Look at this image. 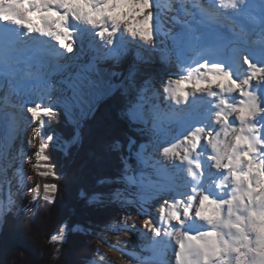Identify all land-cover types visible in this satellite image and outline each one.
<instances>
[{
  "label": "snow or ice",
  "instance_id": "1",
  "mask_svg": "<svg viewBox=\"0 0 264 264\" xmlns=\"http://www.w3.org/2000/svg\"><path fill=\"white\" fill-rule=\"evenodd\" d=\"M257 7L258 31L246 24ZM156 8V0H0V79L15 77L37 95L20 105L23 162L41 178L62 179L51 152L68 153L80 142L78 130L70 129L61 133L62 148L53 149L58 137L49 122L58 119L60 98L50 97L57 83L61 93H71L65 97L69 108L68 99L79 105L116 93L125 105L122 115L142 125L138 130L147 137L132 155L143 162L158 145L156 173L167 181H156L149 195L157 218H143L152 242L172 241L174 264H264V0L201 5L211 26L187 25L172 37L176 60L160 69L167 79L161 75L160 88L153 90V74L135 60L126 75L98 61L118 64L131 49L154 48ZM225 17L236 37L256 32L258 50L225 42L217 32ZM89 52L93 55L80 63ZM57 75L61 79L54 82ZM120 75L117 85L113 77ZM127 143L131 148L136 141ZM122 147L119 140L109 145L113 152ZM128 160L122 158L123 167L131 173ZM25 175L21 172V184ZM126 179L135 183L131 174ZM40 188L25 186L37 194L29 205L41 198ZM43 193L46 203L55 204L59 185L44 183ZM10 205L0 207V233L8 227ZM67 232L61 225L49 243L62 248ZM61 248L53 249V259Z\"/></svg>",
  "mask_w": 264,
  "mask_h": 264
},
{
  "label": "trees",
  "instance_id": "2",
  "mask_svg": "<svg viewBox=\"0 0 264 264\" xmlns=\"http://www.w3.org/2000/svg\"><path fill=\"white\" fill-rule=\"evenodd\" d=\"M125 105L116 99V93L100 101L90 118L83 121L79 130V145L68 153L53 150V162L62 179L47 178V183H57L59 193L55 204L39 201L34 212H11L8 227L0 233V264H86L96 256V234L122 221V213L111 202V196L120 189L117 183L124 175L122 158L133 163L132 153L143 143L140 127L122 115ZM59 111L51 127L61 138V133L75 129L67 124ZM136 144L129 148L128 139ZM119 140L123 145L113 152L109 145ZM57 146L53 145V149ZM99 195L106 205H88L86 200ZM68 232L63 246L49 243L61 225ZM74 226L90 231L91 236L72 233ZM61 248L59 257L53 259V249Z\"/></svg>",
  "mask_w": 264,
  "mask_h": 264
},
{
  "label": "bare ground",
  "instance_id": "3",
  "mask_svg": "<svg viewBox=\"0 0 264 264\" xmlns=\"http://www.w3.org/2000/svg\"><path fill=\"white\" fill-rule=\"evenodd\" d=\"M187 4L190 0H183ZM192 1V0H191ZM190 1V2H191ZM205 3L208 5L212 3V0H205ZM257 5L259 4V0H253ZM186 5V4H185ZM194 3L188 6L183 7L184 12L182 13V17L180 19V23L183 26L194 25L199 26L201 28L210 27L212 21L202 16L200 12V7H194ZM180 16V15H179ZM259 7H257L254 11L253 17H250L246 24L249 29L255 28L258 31L259 24ZM225 27L217 30L218 35L227 42L228 40H235L239 46L246 48L248 50H258L259 44L257 42L256 32L249 31L243 37H236L234 35V30L231 27V21L225 18H220ZM202 21L201 24L196 25L197 21ZM184 28H179V30H173V36L177 33H180ZM169 33L163 31V44L161 45V50H163L164 55H162V62L166 63L165 66H170L168 64L170 60V56L168 53H172L174 60H176V56H174L175 48L172 40L168 37ZM171 41H170V40ZM144 48L146 46L138 47V50L135 48L132 49L136 52L146 53ZM148 51V49L146 50ZM93 55V53L89 52L87 56L84 57L80 63H85L87 60ZM135 57L131 59L133 62ZM166 60V61H165ZM100 61H98L99 63ZM103 62V61H101ZM107 62V61H106ZM174 62H171V64ZM110 65V64H109ZM110 68V66H109ZM74 70V69H73ZM143 71H148L143 69ZM151 73H155V71H148ZM54 82H58L61 77L59 75L54 76ZM8 84H10L8 86ZM21 81L19 79H14L11 77L9 80L5 81L0 85V88L3 91L4 97H10L17 102L16 112L14 113V117L10 118L11 114L8 110L6 104L1 103L0 106V207L3 196H6L10 193V187L12 185L14 188H11L13 191L16 190H25V186L28 188L34 187L36 183L35 178L32 177V173L28 167L27 162H23V158L21 157V152L24 150L25 146L22 143V137L24 135V119L25 114L21 109L20 105L24 103L26 100L36 99V90L34 94H30V90H25L24 86L20 85ZM8 86V87H7ZM62 87L58 83L56 84V91H53L51 97H59V105L63 108H66L69 113H71L72 107L76 106L83 111H88L89 115L93 114L99 100H94L92 98H88V103H81L77 105V103L71 99L67 100V103L70 105L69 107H65V93L60 94L59 88ZM159 88V87H158ZM17 89L20 92H17ZM57 93V95H54ZM59 95V96H58ZM68 97H71V93L69 92ZM89 104L92 105L91 110H89ZM35 127V125H33ZM4 142V143H3ZM162 142V141H161ZM31 149H27V152H30ZM151 155L145 154L144 161L137 160L135 158V162H133L131 166V173H128L126 177L131 174L133 175L134 184L130 182L128 179H124V183L127 187L136 186L138 189L139 198L146 204V207L138 206L137 209L127 208L126 210L129 213V223L128 227L124 228L121 233H117L113 235L111 240V248L108 250V254L105 258V261L100 264H174V255L172 251L173 242L166 240L165 244H156L152 242L151 234L146 232V229L143 228V218L146 215H151L153 219H156L158 216V209L154 206L155 202L149 198L150 193L153 191L154 183L156 181L167 182L163 175L158 176L156 173V168L158 167L157 161L154 158L156 156V149L154 148L151 151H148ZM23 162V167L20 165ZM155 166V167H153ZM207 171V167H206ZM21 172L26 174L23 178V184L20 183ZM126 172L124 173V175ZM30 175L32 177L31 180H27L26 176ZM123 175V177H124ZM26 195H29V192H26ZM33 196L37 195L36 193H31ZM43 193V186L40 188V193ZM143 195V199L141 198ZM141 202V201H140ZM142 203V202H141ZM144 209H148L149 211H144ZM139 213V215H138ZM141 223V226H138V223ZM135 224V229L131 226Z\"/></svg>",
  "mask_w": 264,
  "mask_h": 264
},
{
  "label": "rangeland",
  "instance_id": "4",
  "mask_svg": "<svg viewBox=\"0 0 264 264\" xmlns=\"http://www.w3.org/2000/svg\"><path fill=\"white\" fill-rule=\"evenodd\" d=\"M190 1L187 4L183 0H156V4H157V8H156V13H157L156 46L154 48H152L151 50H149L147 47H146V49L144 48V50L146 52L145 54L141 51L136 52V51L131 49L127 53L125 58H123L118 64L114 61H107L106 62L105 60H101L103 62H101V61L99 62L100 67L109 68V66H110L113 70H115L119 73H122L123 75H126L127 69L129 67V65L132 63L131 59H133V57H135V59H136L135 61L140 64L141 69L143 68V69H146L148 71H152V70L155 71V73H152L154 76L153 90L158 89V87L160 88V82H161L160 77H161V75H164L160 71V69L169 67V66H165L166 63L162 62V60L164 58L162 55H164V52H163V50H161V45L163 44V41H165V38H163V31L168 32L169 33L168 37L172 40V37H173L172 34H174L172 29L179 30V28L180 29L185 28V26H183L180 23L182 13L184 12L183 7H185V6L188 7L193 3L197 7H200L201 5L207 6V3L204 2L205 0H192L191 2ZM188 10H190L189 7H188ZM172 43H173V40H172ZM135 49L138 50V47ZM147 49H148V51H146ZM168 55L170 56V60H171L168 62V64L171 65V62H175V60H174V58L171 59V57H173L172 53L169 52ZM174 56H175V52H174ZM123 75H120L118 77H113L114 83L119 85V81L123 79ZM164 78L167 79V76L164 75ZM122 90L123 89L121 88V91ZM60 94H62V93L60 92ZM54 95H57V93H55ZM64 95L66 97L70 96L69 92L65 93ZM111 95L112 94L104 96L103 98H101L99 100V102L102 101L103 99L111 96ZM60 111L64 114L67 124L71 125L75 129H77L78 132L82 126L81 124L83 123V121L87 120L92 115V114L89 115L90 112L88 113V111H83V110L79 109V107H76V106L72 107L71 113H69L66 108H64V107L62 108L61 106H60ZM49 123L51 124V122H49ZM131 123L138 126V127H142V125L136 124L134 122H131ZM57 137H58V139L54 145H56V146L59 145L62 148L63 141L60 139V137L58 135H57ZM142 138L144 141L143 143H146L147 137L145 134L142 135ZM77 145H79V143H77ZM156 147H158V145H153L148 149V151H151L154 148L156 149ZM31 151H32V149L30 150V152ZM132 158H133V162H135V157L133 155H132ZM34 162H35V160L33 157L31 163H34ZM132 165L133 164H131L130 166H132ZM28 167L31 171H34V173H32V177L35 178L36 183H39L41 186H43L44 183H47V178L44 179V178L37 176L35 173V170L31 167L30 163H28ZM127 174L128 173H126L124 175V177L122 176L120 178V180L117 182L120 185V189L115 191V193L111 196V202L110 203L112 205H114L117 209H119V211L122 213L123 216L125 213L128 214L127 221H126L127 225H128L129 213L126 209L127 208H130L132 210L137 209L138 208L137 205L138 206L143 205L144 207H146V204H144L143 201L139 198L138 190H137L138 188L136 186L127 187L125 185L124 179H125ZM11 188H14V186L12 185V187H10V193L11 194L3 196V199L1 201V207L9 206V202H11V205H10L12 208L11 212H13V213H17L18 211H21V210L24 212H28V213L34 212V210L37 208L38 202L43 200L42 199L43 195L39 194V197H41V198H37L34 204L29 205L28 202L30 200H32V198L37 196V195L33 196L31 193H29V195H26L27 191H24V190L23 191L22 190L13 191ZM132 193H136V197L134 199V202L132 204H127L125 202V198H130ZM86 203L88 205H106V202L102 201L100 199L99 195L90 196L86 200ZM138 226H141L140 222L138 223ZM124 228H127V227H125L124 223H122V221H121L119 224H115V225L110 226L108 228L99 229V232L96 234V237H97L96 238V241H97L96 256L92 260L88 261L86 264H100V263L104 262L107 254H108V250L111 248V240L113 238V235L117 234V233H121L124 230ZM70 231L72 233H82L83 235L91 236L89 230H86V229L79 227V226L72 227Z\"/></svg>",
  "mask_w": 264,
  "mask_h": 264
}]
</instances>
